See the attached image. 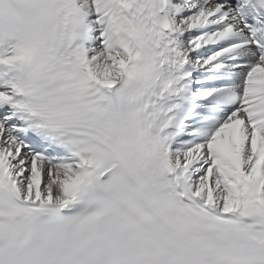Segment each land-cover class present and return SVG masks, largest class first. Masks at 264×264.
Listing matches in <instances>:
<instances>
[{
	"label": "snow or ice",
	"instance_id": "6c2138e0",
	"mask_svg": "<svg viewBox=\"0 0 264 264\" xmlns=\"http://www.w3.org/2000/svg\"><path fill=\"white\" fill-rule=\"evenodd\" d=\"M0 264H264V0H0Z\"/></svg>",
	"mask_w": 264,
	"mask_h": 264
}]
</instances>
